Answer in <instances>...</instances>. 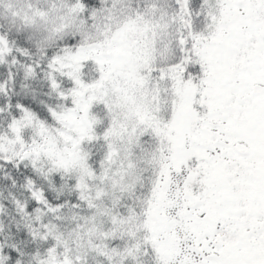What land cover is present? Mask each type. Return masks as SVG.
Masks as SVG:
<instances>
[{
	"label": "snow or ice",
	"instance_id": "snow-or-ice-1",
	"mask_svg": "<svg viewBox=\"0 0 264 264\" xmlns=\"http://www.w3.org/2000/svg\"><path fill=\"white\" fill-rule=\"evenodd\" d=\"M0 264H264V0H0Z\"/></svg>",
	"mask_w": 264,
	"mask_h": 264
}]
</instances>
